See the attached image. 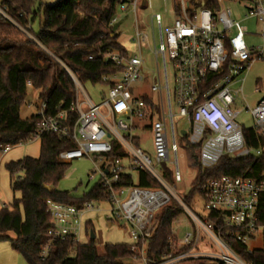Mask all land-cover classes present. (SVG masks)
<instances>
[{
	"label": "built area",
	"instance_id": "2783aa9c",
	"mask_svg": "<svg viewBox=\"0 0 264 264\" xmlns=\"http://www.w3.org/2000/svg\"><path fill=\"white\" fill-rule=\"evenodd\" d=\"M8 1L0 0V20L37 41L30 31L31 25L20 21L23 12L11 14ZM206 2L209 6L204 5ZM229 2L243 7L245 19L259 21L261 42L258 45L246 42L248 31L235 18L227 5ZM147 3V0L142 3L141 0H120L110 20V25H122L132 15L135 24L131 49L125 46L126 53L103 54L106 63L111 62L120 69L102 77L110 88L102 103L94 102L77 75L67 68L77 90L70 108L50 114L47 102L42 100L37 107L35 139L44 132L72 138L75 148L61 152L60 158L66 162L92 158L94 170L90 179L99 175L98 182L106 192L104 198L79 205L48 200L50 238L42 248L41 257L45 259L56 242L67 239L82 242L84 227L89 240L91 231L86 230L84 219L91 212L101 211L107 220L128 229L132 239L130 264H254L244 259L234 243L246 244L252 253L260 247L254 245L260 234L264 240V223L260 218L264 169L256 177L224 175L205 182L195 200L204 201L206 218L182 204L196 223V233L188 232L182 243L175 242L171 236L170 251L159 257H151L148 250L159 222V210L177 197L176 188L169 187L164 180L165 170L161 167L164 162L174 163V178L177 182L182 180L176 116L187 119L189 128L179 131L189 146H198L199 165L204 168L213 167L225 155L239 158L260 155L263 151L248 146L245 126L238 117L243 110L250 112L254 120L252 128L262 132L264 97L252 108L247 104L239 109L236 102L243 89H234L233 85L252 62L264 60V0H174L171 25L165 29L162 16L154 14L149 30L141 26L137 17L138 9L147 7ZM144 47L154 55L155 70L148 66ZM169 63L174 72V90L170 85ZM148 80L151 83L145 88ZM72 112L78 115L73 127L69 118ZM136 129L149 132L154 160L142 146L145 137L134 133ZM115 145L122 153L114 155ZM12 147L6 145L0 155ZM171 154L175 156L174 161ZM140 171H146L160 185L140 186L137 182ZM201 231L208 244L202 242Z\"/></svg>",
	"mask_w": 264,
	"mask_h": 264
},
{
	"label": "trees",
	"instance_id": "16d2710c",
	"mask_svg": "<svg viewBox=\"0 0 264 264\" xmlns=\"http://www.w3.org/2000/svg\"><path fill=\"white\" fill-rule=\"evenodd\" d=\"M119 2L57 0L39 5L36 0L7 2L11 14L16 16L18 12H23L20 21L23 25H31L30 31L37 41L0 20V150L6 145L33 141L38 134L37 115L21 117L29 85L37 90L39 100L47 102L49 113L56 114L70 108L76 99V86L67 68L77 75L82 84L93 85L107 84L102 77L120 69L111 62L106 63L103 55L108 51H127L120 41L122 25H110ZM204 5L209 6V2ZM36 19H39L37 31L33 28ZM77 116L76 112L70 114L71 127ZM244 132L248 146L263 150L260 155L239 158L225 155L213 167L204 168L199 165L198 146H190L198 170L184 196L186 203H190L210 179L224 175L256 177L262 172L264 134L252 127H245ZM39 138L41 148L38 157L27 155L5 164L10 174L11 189L21 196L14 198L9 207L0 208V241H10L13 249L21 253L28 264H127L124 259L132 254L130 243H106L100 252L91 234L86 242L67 239L54 243L48 256L42 259V248L50 238L48 200L79 205L104 198L106 192L100 182L83 196L57 189L71 164L62 160L60 153L75 148L76 144L72 138L53 132H44ZM120 153L118 145H115L114 155ZM137 182L143 187L160 185L146 171L138 172ZM183 212L182 206L175 200L159 210V222L149 241L148 253L151 257L156 258L170 251L172 225ZM210 216H215V213ZM260 218L264 223V203L260 206ZM222 222L221 217L219 223ZM86 230L93 231L91 221L86 222ZM10 233H14V237ZM234 246L247 261L264 264V240L263 245L252 253L244 243L237 242Z\"/></svg>",
	"mask_w": 264,
	"mask_h": 264
},
{
	"label": "rangeland",
	"instance_id": "374dc122",
	"mask_svg": "<svg viewBox=\"0 0 264 264\" xmlns=\"http://www.w3.org/2000/svg\"><path fill=\"white\" fill-rule=\"evenodd\" d=\"M57 0H36L37 5L41 3H54ZM143 0H141L142 3ZM147 7H140L138 9V20L142 27L150 29L151 16L154 14H160L163 19V25L166 29L171 25L174 19L173 6L174 0H147ZM227 5L232 8L235 18L241 20L242 25L246 27L248 34L245 37L246 42L249 45H258L261 42V24L257 21L256 18H244L245 10L239 4H234L229 2ZM134 17L129 15L128 22H124L121 26L120 41L127 48L131 49V35L134 32ZM33 28L35 31L39 28V19H36ZM143 51L147 54V62L150 69H156V63L154 55L151 54L149 50L143 48ZM161 74L163 75V69L161 67ZM169 78L171 89L174 90V72L172 65L169 63ZM244 79V81H242ZM151 83V80H148L144 84V87L147 88ZM83 88L87 95L96 103H102L104 98L109 92L108 84H96L91 83L83 84ZM234 89L242 88L243 91L237 97V108L243 109L245 105H249L250 108L254 107L255 104L259 101L260 98L264 97V60H256L252 62L249 70L242 74L240 80L235 82L233 85ZM261 89L259 92L256 89ZM155 96V94H153ZM40 105V100L38 95L34 93L33 89L30 87L28 89V94L26 102L22 107V117H27L32 112L37 111V107ZM104 110V107L102 108ZM238 121L241 122L246 128H250L254 125V120L250 112H243L238 117ZM175 126L177 130V142L179 145L178 151V164L180 167V172L182 175V180L177 182L174 178L176 165L168 161L164 162L163 169L165 170L164 180L169 187L176 188V198L173 199L178 202L182 208L183 205L188 206L196 214L206 218L207 209L204 207V201L201 198L196 199L194 196L193 200L190 203L185 202V194L191 188L194 178L198 170L197 160L193 158V151L191 147L186 143L185 137L181 134L179 129L189 128V123L184 117H175ZM264 134V129L262 130ZM134 133L143 134L145 139L142 142L144 150L150 155L154 160L155 154L153 149V143L149 132L146 129H136ZM35 145V144H33ZM171 160H175L174 154H171ZM0 176L2 183L0 182V206L3 201L10 205L8 202V189L4 179L8 178V172L5 171L4 165L0 164ZM94 170V163L92 158L83 157L79 159H74L71 161L70 167L65 175V177L57 184V189L63 191H70L75 196H83L85 193H88L93 186L98 182L99 175H96L93 179H90V174ZM170 173V174H169ZM7 174V175H6ZM157 187V186H155ZM196 201V203H195ZM103 207H106L103 204ZM181 213L172 225V236L175 242L182 243L185 235L188 232L196 233V223L188 213L186 209ZM87 221L92 222L93 231L96 238L94 239L95 245L100 252L104 250L106 243H132L128 229H125L121 224L115 221L107 220L105 214L101 211H94L89 213L85 219L84 224ZM14 237V233H10ZM203 237V243L208 244V239L204 236V233L201 231ZM81 241H88L87 233L85 232V227L81 233ZM255 246L263 245L262 235L254 242ZM124 262L127 264L132 263V259L127 257L124 259ZM0 264H28L23 255L13 249L12 244L8 240L0 241Z\"/></svg>",
	"mask_w": 264,
	"mask_h": 264
},
{
	"label": "crops",
	"instance_id": "0c3cea01",
	"mask_svg": "<svg viewBox=\"0 0 264 264\" xmlns=\"http://www.w3.org/2000/svg\"><path fill=\"white\" fill-rule=\"evenodd\" d=\"M30 87L33 89L34 93L37 94V90L32 85H29L28 89ZM28 89H27V94H28ZM22 110L23 109L21 108V117H22ZM36 112L37 111H34L29 116L22 117V118H28V117L32 116L33 114H36ZM33 144H35V145H33ZM40 148H41V140H40V138L35 139V140L30 141V142L25 143V144L15 145L7 153L0 155V164L2 163V165H4V168H5V164L7 162L21 159L24 156L29 155V156H32V157H38L39 154H40ZM5 171L8 172V170L6 168H5ZM5 177H6V180L4 179V183H6L5 185H6L7 189H8L7 190L8 191V197H9L8 198V202L11 205L13 199L14 198H19L21 196V194L19 192H14L11 189L9 172H8V178H7V176H5ZM0 182L2 183L1 176H0ZM10 205H7V203L3 201L2 205L0 206V208L9 207Z\"/></svg>",
	"mask_w": 264,
	"mask_h": 264
},
{
	"label": "water",
	"instance_id": "95a60500",
	"mask_svg": "<svg viewBox=\"0 0 264 264\" xmlns=\"http://www.w3.org/2000/svg\"><path fill=\"white\" fill-rule=\"evenodd\" d=\"M183 134H185L186 133V131H183L182 132ZM110 135V134H109ZM46 187L48 188V186L46 185ZM95 233H94V231H91V239H95Z\"/></svg>",
	"mask_w": 264,
	"mask_h": 264
}]
</instances>
